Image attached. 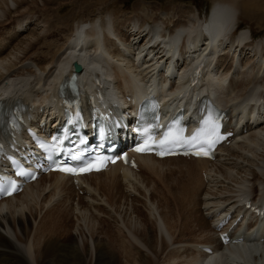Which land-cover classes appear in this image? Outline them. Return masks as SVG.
<instances>
[{"label":"bare ground","instance_id":"obj_1","mask_svg":"<svg viewBox=\"0 0 264 264\" xmlns=\"http://www.w3.org/2000/svg\"><path fill=\"white\" fill-rule=\"evenodd\" d=\"M44 1L43 7L38 11H33L32 9L22 11L17 9L14 12L18 14L14 19L12 18V20L3 22L0 21V27H5L7 25L5 28L22 27V29H24L27 27V23L30 25L35 23V21V25H37V27H34V29L36 28V30H34L35 32H30L31 35L28 33L29 35L25 36L26 39H21L20 37L17 43L15 42L14 45L12 44L11 49L7 48L0 50V94H6V92L10 90V84H13L20 90L29 88L28 91L34 96L31 102L38 103L40 100L42 101L46 98L49 88L53 87V83L57 82V77L62 75L63 70L60 66L66 60H70L71 64L74 59L81 58V61L88 65L90 61L100 55L106 56L108 62L107 69H114V71H116L114 77H116L118 83L121 82L122 85L120 86H122V88H120V91H122L123 88L129 87V74H133L136 77L147 74L151 69L155 68L158 62L157 56L159 57L158 54L161 52L171 53L172 58H174L178 52V45L180 41H182V46L179 49L181 53L180 60L172 59V63L175 64L174 71L178 73V66L183 63L197 62L204 55L213 60L215 58V54L213 53L219 52V48L223 49V46H221L223 43L222 41L227 36L226 34H228L229 26L225 21L227 23L232 22V26H234L238 23L240 10L243 11L247 7L245 4L241 7L239 5L240 2H237V0H221L210 7L206 14L207 16L205 15L206 19L201 20L198 15L182 18V20L181 17H179L180 19H177L173 27L169 30L167 28V22L161 25V23L155 21L152 25L146 26L148 27L146 28L145 25H140L131 18L128 27L133 26V29L130 30V35L126 32L125 34L127 37L124 38L125 40L120 39L122 45H120V43L117 45L116 43H111L112 40L110 39L109 33H113V29L116 28V25H114L112 21L106 19H102L103 21L83 19L73 26V23L70 24V22L74 18L75 13L71 12L66 15L61 14V11L66 5H72L75 8L76 5L84 1L88 2V0ZM16 2L20 3L21 8H25V3L28 1L17 0ZM9 12L11 11L9 10ZM166 29L168 30L167 35H164L160 39L161 32ZM15 32L17 33L18 31L15 29ZM59 32H64L65 34L62 35L64 37L63 49L57 53V56L56 54H52V52H55L53 48L59 47L60 37H58L59 35L57 34ZM237 34L234 39L239 40L247 36L244 31ZM138 38H140L139 41ZM203 39H206V44L204 46L200 43ZM143 41L144 43L142 44ZM150 43L152 44L150 45ZM170 43L172 44V50L165 51V47L169 46ZM108 47L109 49H107ZM13 49H16L18 52ZM212 49L214 50L213 53ZM131 54H133V56ZM146 55L148 56L146 57ZM27 59L35 62L37 67H18L19 63L25 64ZM135 60H138L139 63H135ZM261 63L264 64V57L261 58L260 64ZM256 64L258 65V62ZM210 75L213 78L210 84L212 90L216 92L217 89H221L223 92L224 87H226L224 78L228 74L225 75L223 71L214 70ZM259 76H261V74ZM24 77L27 78V86L25 88L16 86L14 81L21 84L22 80L20 79ZM243 78L244 77H242V79L234 78L232 80L235 94L232 95L230 91L231 93L227 98L219 97L220 103L223 102L225 105H229L230 103L233 104V111L238 108L245 109V107L251 103L252 98L250 99L249 97L251 92H256L259 89L262 91L259 82L252 84L249 79ZM141 83L147 86L148 89H153L156 92L158 88H162L160 87L161 81L156 77H154L150 84ZM55 85L57 88L59 87L58 82L55 83ZM231 88L230 90H232ZM120 91H115L118 96L117 100L120 103L124 102V105H129L134 102L135 97H140L142 95L141 93H133V100L132 97H125L123 100V95ZM259 96L260 95L253 99V106H250L255 113V115L252 116L255 123L251 124L245 122L242 125L246 127V131L249 130L248 134L245 135L242 127H237V131L231 141V143H233L219 149L220 151L226 152V159L224 162L217 160V158H214V160H216L214 162L206 158H186L181 156L155 159L148 154H143L139 155L138 158V167L141 173L129 167H122L117 164L109 171L92 173L85 177L83 182H86V186L83 189L86 193L80 195V200L78 201V205L82 203L81 207L74 206L72 200L71 203L69 202L70 198L73 199L76 195L75 186L70 178L58 172L44 175L35 182L29 184L22 193L5 199L0 203V264H110L108 256L114 252L115 248L111 249V244L107 246L106 240H102L103 238L101 237L103 236L105 238V236L102 234L100 237V230H97L94 225H91L97 215L86 212L89 210L84 207V205L86 206L87 204L90 209V204L88 205V203L91 201H95V203L99 204L101 200H104L103 198H99L102 194L107 195L105 201H107V206H110L109 208L105 206L100 209H95V212L97 210L106 215L111 210L110 207L115 206V210H112L110 215L112 214L115 218H121L123 220L122 224H125L124 226L127 229L128 235L126 234L127 238L122 237L125 243L122 247L129 248L130 246L131 249L136 252L132 255V260L133 256H136V260L138 259L139 264H156L160 250L157 249L158 240L153 233V229L149 226L150 223H145V219L140 215L139 208H137L134 203L131 212L128 210V207H126L125 212L121 210V207L126 205V201L123 202V204H117L118 199H122L124 196L128 198L124 192L125 187L128 188L129 191L134 189L136 192L142 193L146 198L148 197V206H156V208L150 206V210L154 217L156 214H159V218L153 219L151 217V219L155 222L156 228L158 227L161 231V238L167 235L174 236L172 230L175 228V225L169 226L168 218L172 220L179 219V221H185L186 224L193 223L190 221L194 218L196 225H198L199 220L202 219L204 226H202L203 224L201 223L200 228L203 230L207 227V220V223L211 224V230L216 232V234V225L230 213L232 214V218L223 227L225 230L230 227L231 223L240 213H242L243 217L241 223L246 222L249 218L251 220L250 225L255 224L256 227H259L261 224H264V211H253L251 208L247 209L244 205L246 194L250 195L248 186L250 183H248V181L250 182V180L257 179L258 183L262 185L261 180H264V152H262L264 151V144L262 143L261 137H264V127L260 125L264 123V121L260 122L264 116V110L262 109L264 105L258 104L259 101L263 99H260ZM167 98L166 103H169L170 107H176L181 103V101L175 99L172 91L167 93ZM15 99H18L17 95H10L5 100L11 101V104H14L16 102ZM34 100L36 102H34ZM46 112L47 111L34 112V115L38 116V122L43 118L48 119ZM55 113H58L57 109L54 113H51V116ZM242 119L243 116L241 115L239 121ZM239 132L244 133L239 135ZM239 136L241 137L240 140H238ZM19 139H22L21 135ZM242 139L244 142H248L247 146L254 147L251 150L254 154L256 152L255 158L258 157V159L250 158L248 154L243 153L244 151L235 148V146L239 147L242 145L240 143ZM260 144H263L261 145L262 150L259 152L255 151ZM247 159H249L250 162ZM171 161H176V163L172 165L170 163ZM217 161L221 162H219L220 165H218ZM236 164L241 167L239 169L240 172H238L240 173L239 176H234L233 170L230 169ZM241 171H243V174H241ZM143 173H146L145 176ZM222 176L233 180L238 179L239 186H237V188H235V186L230 188V185L229 187L223 186L224 188L218 189L216 185L220 182L218 179ZM123 181H125L124 186ZM148 182L152 183L154 191H148V189H150ZM261 185H259V187ZM146 190L148 191V196H146ZM131 194L132 193L129 195ZM134 196L136 195L133 194V197ZM262 198H264V196L260 195L258 199H254L255 202L263 203L264 199ZM85 199H87V201ZM15 200H19V203H16ZM96 200H99V202ZM137 200L139 201V199ZM55 204L57 206H54ZM128 204L129 203H127V206ZM160 205H167V216L163 215L160 211ZM52 206H54V209ZM45 207V213L42 215L39 222H37L38 215H41L39 212L42 213ZM106 208L107 210L104 211ZM179 208H181V211H179ZM202 208L206 210V213L203 212ZM76 209L78 210L76 219L85 223L81 224L80 222L81 225L77 227L76 232H73L69 228L70 233L68 234H70V236L66 237L68 234L59 233L57 231L58 229H54V226L61 222L60 219L58 218L54 221L51 220V216L54 210H61V215H67L68 220L71 215L70 218L74 221L75 216L72 212ZM147 218L149 219V217ZM182 228L184 229V227ZM62 229H66V226H63ZM253 229L254 227L246 234L245 231H243L242 236L244 238L240 242L233 243L230 241L225 245L220 243L216 235H214L216 237H212L213 233H211L212 236L205 242L203 241L200 245L194 244L197 252H194L195 257L188 261L187 264H228L226 257L233 260L228 257V255L234 254V252H238V250H242V254L245 255L241 256L243 259L246 255L250 257L251 253L247 252L252 250L248 248L244 250V246L251 245L254 248L253 251H257L260 246L264 245L246 244L248 240L247 237ZM262 231L263 229L256 231V237L253 238L259 240L258 238L263 235ZM95 235L99 239H96ZM71 237L73 238L72 240ZM201 244H208L212 247V251L207 252L203 250ZM112 246H114L113 242ZM137 251H141L144 254L149 252L153 259ZM259 252L262 253V251ZM176 253L177 252H170L169 255L172 256ZM116 262L117 261L114 260V264H116Z\"/></svg>","mask_w":264,"mask_h":264},{"label":"rangeland","instance_id":"obj_2","mask_svg":"<svg viewBox=\"0 0 264 264\" xmlns=\"http://www.w3.org/2000/svg\"><path fill=\"white\" fill-rule=\"evenodd\" d=\"M16 1L17 0H0V21L1 22L6 21V20H12V18L14 19L16 17V15L18 14L16 12H14L17 9H20L22 11H26L28 9H32L33 11H38L40 8L43 7V5L45 3L44 0H27L28 1L27 3H29V4L25 3L26 7L21 8L20 3H17ZM218 1H221V0H88V2L84 1L81 4L76 5L75 8L72 5H66L64 7V9L61 11V14L66 15L67 13L74 12L75 16L72 19V21L70 22V24L73 23L72 24L73 26H75L78 23V21H81L83 19L84 20L85 19H91V20H98L99 19L98 21H101L102 18L106 19V18L110 17L109 20L110 21L112 20L114 25H116V29H115L116 33L112 34V36H116V37L118 36V37H120V39L123 38V40H125L124 39L125 33L127 32L130 35V30L133 29V26L128 27L129 21H131L130 20L131 18H132V20L134 19L136 22H138L140 25H144L145 22H148L149 24L150 23L153 24L155 21L161 23V25H164V22H167V28L169 30L170 28L173 27L174 22L177 19H180L179 17H181V20H182V18L194 17V16L198 15L201 18V20L206 19L205 15L209 11L210 7H212L214 5V3L218 2ZM238 1L240 2L239 5L241 7L244 6V4L247 5L246 9H244L243 11L240 10L241 12L239 13V19H238V23H237L240 28H243L241 30V32L244 31L245 34L247 35V36H245L246 40H243L242 42L238 41V40L236 42L231 41L233 39L234 33H230L228 35V38L225 37L226 39L222 41L224 44L222 43V45H221V46H223V49L220 48V49H222L223 53H220L219 55H217L218 60H219L218 63H219L221 70H223L225 72V75L228 74L225 77V79L230 78L228 81V84H227L228 86L232 85L230 83L232 78L244 77V79L245 78L249 79L250 83L259 82L260 87L263 88V90H264V78H263L264 77V64H262V63L260 64L261 58L264 57L263 56L264 46H262V45H264V0H237V2ZM47 5H52V4H47ZM9 10L11 12H9ZM84 10H85V13H84ZM86 10H87V12H86ZM7 17H8V19H7ZM50 20H52V19H50ZM162 21H163V23H162ZM35 23H36V21H35ZM225 23L229 26L228 29L230 30L232 28V25H233L232 22L227 23L225 21ZM152 24H150V25H152ZM5 27H0V29L5 28ZM34 27H37V25H35L33 23V24H31V28L29 31H26L23 34H19V33L17 34L16 33V34L9 35L7 40L9 41V43H12L14 45L15 42L17 43V41H19L20 37H21V39L22 38L26 39L25 36H28L29 34L31 35L30 32H35L34 30H36V28L34 29ZM11 30H13V29H10L8 31H11ZM166 30H165V32L168 33V30L167 31ZM229 30H228V32H229ZM5 32H6V29H5ZM241 32H238V33H241ZM57 34L59 35L58 37H60L59 38L60 39L59 47L53 48L55 50V52L54 53L52 52V54H56V55L59 51H61L63 49L62 47L64 46V44H63L64 43V37L62 35L65 33L59 32ZM237 35H234V38ZM110 39L112 40L111 43L113 42L115 44L114 38L112 39V37L110 36ZM259 39H261V40H259ZM123 43H125V42H123ZM143 43H144V41L142 42V44ZM225 45H227V46H225ZM230 47H232V48H230ZM13 50L17 51L15 49H13ZM19 52H21V51H19ZM220 58H221V60H220ZM216 59H217V57H216ZM257 62H258V65L256 64ZM260 74H261V76H259ZM228 86H227V93L230 91L233 93L234 91L230 90V88L232 86H229V88H228ZM261 137H262V143L264 144V137L263 136H261ZM240 143L242 145L239 146L240 148L238 146H237L238 148L235 146L236 149H240L241 151H244L243 153L248 154L250 156V158L258 159V157L255 158L256 152L254 154L251 150L254 147H251L249 145L247 146L248 142H244L243 140ZM263 144L258 145L257 148L260 147L259 148L260 150L256 148L255 151H257V152L261 151L262 150L261 145H263ZM249 147H250V149H249ZM262 152H264V151H262ZM225 154L226 153H223V155H221V157H220L221 159H219L220 161H223V162L225 161V159H226ZM247 160L249 161V159H247ZM220 161H217L218 165H220V163H221ZM236 166H239V165L236 164V165H234V167H231L230 169L233 170L234 176H237V175L239 176L240 173H238V172H240L239 169L241 167L240 166L236 167ZM241 174H243V171H241ZM228 175L231 176L230 174H228ZM218 181H220L216 185L218 189L224 188V187H229L230 185H231L230 188L232 186L233 187L235 186V188H237V186H239L238 185L239 184L238 179L233 180L231 178H225L224 176H222L218 179ZM248 183H250V184H248V186L251 187L250 191L253 193H256V189H258V184H259L257 179L250 180V182L248 181ZM148 184H149V188H150V189H148V191H154V187H152V183L148 182ZM259 185H261V184H259ZM260 187L262 188V185ZM126 190L127 189L124 188V191H126ZM133 191H134L133 194H135L136 196H134V197L130 196L129 197L125 193V195L128 196V198H126L124 196V197H122V199L120 198L121 200L118 199L117 204L120 205L121 203L123 204V202L126 201L125 202L126 205H123L121 207V210H123V212H125L126 207H128V210L131 212L133 210V203H134V205L137 208H139L140 215H142V217L145 219V223H147V222L150 223L149 226H150V228L153 229V233H154L156 239L158 240V248L157 249L160 250V254L157 257L158 261L156 262V264L157 263L158 264H187L188 261H190L193 257H195L194 252L195 253L197 252L193 246L194 243H203V241L205 242L209 237L212 236L211 233H213V231L210 228L211 224L207 223V220H206V226L207 227L203 230L200 227H201V223L203 224L204 222H202V219H200V218H199L200 220L198 219L199 220L198 225H196V221L194 220V218H192V221L188 220V221L194 223V224L188 223L189 225L186 224L185 221H179V219H173L172 220V219L168 218L169 226L175 225L174 227L176 229L174 228L172 230V232L174 233V236L167 235V236H164L163 238H161L162 237L161 231L159 230L158 227L156 228L155 222L151 219V217L153 219L159 218V214H156L158 216L155 215V217H154L153 214L151 213V210H150L151 205L148 206V197L146 198L143 194L136 192L134 189H133ZM148 191L146 190V196H148ZM99 198H103L104 200H101V202H99V200H98L99 204L96 203V205L94 206L95 209H100L102 207L107 206V203H106L107 201H105L107 198V195L102 194L99 196ZM133 198H134V200H133ZM137 199H139V201ZM15 202L19 203V200L18 201L15 200ZM127 203H129L128 206H127ZM54 206H57V205L55 204ZM54 206H52L53 209H54ZM109 206H107V207L109 208ZM111 207H110L111 210L106 215H104V213L98 212L97 210H96V212L94 209H93V211L91 210V212L94 215H97V212H98V216L96 217V219L93 220V224L91 223V225H94L97 230H100L99 231L100 237L102 236V234L105 236V238L103 236L101 238H103L102 239L103 241L106 240L105 242L107 243V246L111 244L110 248L111 249L115 248L114 252L108 256V260H109L110 264H114V260L117 261L116 264H139L138 259L136 260V256H133V260H132V255L136 252H134V250H132L130 246H129V248H130L131 252L129 251L128 247H122L125 244L123 242L124 239L122 237L127 238V236H126V234L128 235L127 229L124 226L125 224H122L123 220L121 218L120 219H119V217L115 218L114 216H112V214L110 215V212H112V210L113 211L115 210V206L112 208ZM151 207L156 208L155 205H152ZM32 208H33V205H32ZM159 209L163 215L167 216V214H168L167 205H160ZM45 210H46V207L42 210V213L39 212V214H41V215H38L37 222H39L40 218L45 213ZM106 210H107V208L104 209V211H106ZM202 210L204 213H206V210L204 208H202ZM179 211H181V208H179ZM91 212H90V214H91ZM61 213H62L61 210H54L53 215L51 216V220L55 221V219L59 218L61 221L60 223L56 224V226H54L55 227L54 229H58L57 231L59 233L68 234V233H70V230H72L73 232H76L77 227H80L79 225L85 223V222H82L80 220H77L76 215H74L75 217H74V221H73V219L71 220V218H70L71 215L70 216L68 215L69 216V220H68L67 215L66 216L61 215ZM156 213H157V211H156ZM158 213H159V210H158ZM110 216H112V217L109 218ZM127 217H128V215H127ZM147 217H149V219ZM208 218H209V216H208ZM130 220H131V218H130ZM80 222H81V224H80ZM176 224H179V225H176ZM182 224H184V225H182ZM194 225H196V226H194ZM63 226H66V229H62ZM202 226H204V224ZM154 227H155V229H154ZM180 227L181 228L184 227V229L183 228L181 229ZM69 228H70V230H69ZM207 228L210 230H208ZM32 234H31V236H32ZM214 235H215V233L213 234L212 237H216ZM67 236L69 237L70 234L66 235V237ZM95 237H96V239H99L96 235H95ZM72 239L73 238L71 237V240ZM112 242H113L114 246H112ZM251 242L252 241L249 240V243H251ZM261 244H264V242ZM193 248H194V250H193ZM243 249L245 250L246 246H244ZM143 250H145V249H143ZM263 250H264V245L260 246L257 249V251L256 250H254L253 252L248 251L247 253H251L250 257H247V255H246V257H244V259L240 258L243 255L242 250H238V252L236 251L234 253L241 254L240 257H239V255H236V257H238V258L235 260V259H233V257H230V255H228V257H230L234 261L230 260V261H227V263L228 264H264V252H263ZM259 251H262V253H260ZM137 252H140L142 255L148 256L149 258L152 257V255L149 252L145 251L146 254H144L141 251H137ZM170 252L171 253L177 252V253L173 254L172 255L173 258H172V256L169 255ZM243 256H245V255H243ZM152 259H153V257H152ZM227 259L228 258L226 257V260Z\"/></svg>","mask_w":264,"mask_h":264},{"label":"snow or ice","instance_id":"obj_3","mask_svg":"<svg viewBox=\"0 0 264 264\" xmlns=\"http://www.w3.org/2000/svg\"><path fill=\"white\" fill-rule=\"evenodd\" d=\"M147 130H145L146 132ZM182 130L180 133H173L171 129L169 130L168 133L164 135V138L156 141L151 138V136H147V138L144 141V144L142 147L136 148L137 152H148L152 151L154 146H159L163 147L169 143H174V144H189L193 148L199 149L194 151L193 154L197 156H207L209 155V151L213 145L221 138L219 133H218V125L216 121L209 117L207 120L204 121V128L201 131H198L197 133H194L191 137L190 140L185 139L182 136ZM207 147L208 150H205V147ZM158 155H165L169 154L164 151H160L157 153ZM73 159H80L79 156L73 154L72 157ZM102 163V162H101ZM94 167H96L95 164H89L88 166L81 168V169H74V168H60L61 171L70 173V174H76L78 171L79 172H87L92 170ZM99 170V168H97ZM13 190H15V185L13 182Z\"/></svg>","mask_w":264,"mask_h":264}]
</instances>
